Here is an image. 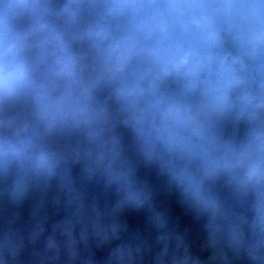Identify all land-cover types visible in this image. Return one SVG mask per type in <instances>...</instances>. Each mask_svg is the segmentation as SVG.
Instances as JSON below:
<instances>
[{
  "label": "clouds",
  "instance_id": "obj_1",
  "mask_svg": "<svg viewBox=\"0 0 264 264\" xmlns=\"http://www.w3.org/2000/svg\"><path fill=\"white\" fill-rule=\"evenodd\" d=\"M0 264H264V0H0Z\"/></svg>",
  "mask_w": 264,
  "mask_h": 264
}]
</instances>
